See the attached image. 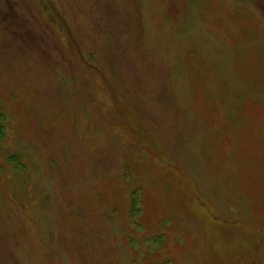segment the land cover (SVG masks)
Wrapping results in <instances>:
<instances>
[{"label":"rangeland","instance_id":"rangeland-1","mask_svg":"<svg viewBox=\"0 0 264 264\" xmlns=\"http://www.w3.org/2000/svg\"><path fill=\"white\" fill-rule=\"evenodd\" d=\"M0 264H264V0H0Z\"/></svg>","mask_w":264,"mask_h":264},{"label":"trees","instance_id":"trees-1","mask_svg":"<svg viewBox=\"0 0 264 264\" xmlns=\"http://www.w3.org/2000/svg\"><path fill=\"white\" fill-rule=\"evenodd\" d=\"M4 131H3V128L0 126V138H3V136H4Z\"/></svg>","mask_w":264,"mask_h":264}]
</instances>
